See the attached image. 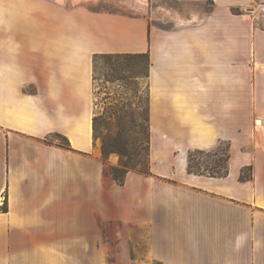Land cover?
Masks as SVG:
<instances>
[{
  "label": "crops",
  "instance_id": "obj_1",
  "mask_svg": "<svg viewBox=\"0 0 264 264\" xmlns=\"http://www.w3.org/2000/svg\"><path fill=\"white\" fill-rule=\"evenodd\" d=\"M197 1L214 5L204 19L166 27L0 0V264H264V0ZM139 53L149 173L120 185L94 139L93 57ZM220 141L226 176L187 172L188 151Z\"/></svg>",
  "mask_w": 264,
  "mask_h": 264
},
{
  "label": "rangeland",
  "instance_id": "obj_2",
  "mask_svg": "<svg viewBox=\"0 0 264 264\" xmlns=\"http://www.w3.org/2000/svg\"><path fill=\"white\" fill-rule=\"evenodd\" d=\"M65 5H85L89 9L130 16L143 15L152 24L172 27L204 19L213 8L211 1L197 0H55ZM255 4L258 24L264 27V6ZM247 11H250L246 9ZM253 12V11H252ZM254 13V12H253ZM147 60L145 57L98 59L94 64L95 140L98 155L106 166L148 174ZM257 123V121H256ZM62 140V139H59ZM107 146V150L103 146ZM220 150L226 143L219 144ZM189 152V151H188ZM188 156V154H187ZM214 154L192 155V164H207ZM248 175V170L244 171ZM104 174L110 178L108 173ZM112 178V177H111ZM103 239L115 246L120 241L122 225L102 222ZM163 264V263H153Z\"/></svg>",
  "mask_w": 264,
  "mask_h": 264
},
{
  "label": "trees",
  "instance_id": "obj_3",
  "mask_svg": "<svg viewBox=\"0 0 264 264\" xmlns=\"http://www.w3.org/2000/svg\"><path fill=\"white\" fill-rule=\"evenodd\" d=\"M130 56H139V57H145L146 58V60H147V67H146V74H145V78H146L147 77L148 64H149L148 53L96 54L93 57V65L95 64V62L98 59H105V58L107 59V58H115V57H130ZM95 120H96V116L94 115V117H93L94 138H95ZM146 122H147L148 133H149L147 143L149 146L148 148H150V130H149V123H148V115L146 117ZM220 143H223V142L220 141L214 149L209 150V151L200 150V149L190 150L188 152V156H187V166H186L187 172L200 174V175H207V176H216V177L226 176L228 173L229 147L226 144V149L222 151L219 149ZM103 149L107 150V146L104 145ZM195 153L207 154V155L214 154V158L211 159L209 163L203 164L202 166L193 165L192 164V155H194ZM245 170H248V175H245V173H244ZM104 171H105V173L110 174L112 177V178L111 177L110 178L112 180H114L117 184H120V185L123 184L125 176H126L127 172H129L128 169H120V168H116V167H112V166H106V165L104 167ZM148 172H149V168H148ZM239 178L241 180L250 179L251 178V167L247 166V167L242 168L240 171ZM2 210L7 211L6 198L4 200Z\"/></svg>",
  "mask_w": 264,
  "mask_h": 264
},
{
  "label": "water",
  "instance_id": "obj_4",
  "mask_svg": "<svg viewBox=\"0 0 264 264\" xmlns=\"http://www.w3.org/2000/svg\"><path fill=\"white\" fill-rule=\"evenodd\" d=\"M248 10H253V8H248Z\"/></svg>",
  "mask_w": 264,
  "mask_h": 264
},
{
  "label": "bare ground",
  "instance_id": "obj_5",
  "mask_svg": "<svg viewBox=\"0 0 264 264\" xmlns=\"http://www.w3.org/2000/svg\"><path fill=\"white\" fill-rule=\"evenodd\" d=\"M257 123L259 124V123H260V121H259V120H257Z\"/></svg>",
  "mask_w": 264,
  "mask_h": 264
}]
</instances>
